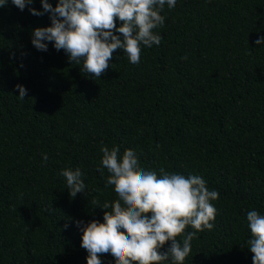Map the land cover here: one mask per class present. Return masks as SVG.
<instances>
[{
  "label": "trees",
  "instance_id": "obj_1",
  "mask_svg": "<svg viewBox=\"0 0 264 264\" xmlns=\"http://www.w3.org/2000/svg\"><path fill=\"white\" fill-rule=\"evenodd\" d=\"M29 8L43 12L40 0L0 8V264H86L80 229L103 223L100 207L118 199L105 187L110 174L97 171L103 146L133 150L158 176H201L219 192L214 227L196 233L184 264H252L246 216L264 215V43H255L264 0L165 5L160 44L141 45L135 65L115 51L99 79L53 42L34 48L33 31L51 21ZM66 168H80L86 185L75 198L59 175Z\"/></svg>",
  "mask_w": 264,
  "mask_h": 264
},
{
  "label": "clouds",
  "instance_id": "obj_2",
  "mask_svg": "<svg viewBox=\"0 0 264 264\" xmlns=\"http://www.w3.org/2000/svg\"><path fill=\"white\" fill-rule=\"evenodd\" d=\"M33 0H11L23 11ZM177 0H58L52 7L40 0L43 12L29 8L30 14L49 13L51 26L37 28L31 43L38 51H47V44L64 50L71 64L82 65V71L99 79L109 69L113 53L122 50L130 63L140 62L141 45H159L162 37L154 32L164 25L161 15L165 5L174 9ZM8 0H0V8ZM119 21L120 27L116 26ZM115 33H118L115 34ZM264 43V37L255 41ZM183 59H186L184 57ZM19 100L24 101L27 90L16 85ZM101 168L110 174L105 187L113 186L118 199L105 202L103 223L92 220L81 228V248L87 252L86 264H102L101 256L110 254L115 264H184L191 252L196 233L211 230L217 209L213 201L219 192L209 190L206 181L197 175L181 174L159 169L147 171L140 167L133 150L120 154L119 147H101ZM42 159L47 161V154ZM59 175L66 179L69 197L83 193L86 185L80 168H66ZM97 204V200L92 201ZM110 209V210H109ZM251 238L247 248L252 264H264V215L250 210L246 216ZM82 221H77L79 228ZM65 224L64 228L67 229ZM191 227L194 231L187 232ZM186 233V234H185ZM183 237L182 242L178 237ZM170 244L166 251H161Z\"/></svg>",
  "mask_w": 264,
  "mask_h": 264
}]
</instances>
